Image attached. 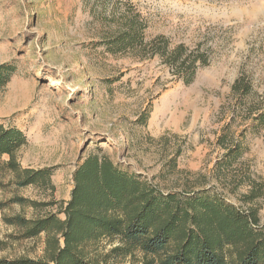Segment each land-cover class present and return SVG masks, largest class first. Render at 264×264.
<instances>
[{
    "label": "rangeland",
    "instance_id": "374dc122",
    "mask_svg": "<svg viewBox=\"0 0 264 264\" xmlns=\"http://www.w3.org/2000/svg\"><path fill=\"white\" fill-rule=\"evenodd\" d=\"M127 8L146 41L162 36L206 63L187 81L159 54L106 52L100 40ZM1 63L14 70L0 123L24 133L20 166L49 168L51 186H18L0 164V260L42 256L43 235L17 238L3 216L58 212L92 151L164 192L209 189L264 225V0H0ZM233 143L241 154L225 160ZM106 261L141 264L142 254Z\"/></svg>",
    "mask_w": 264,
    "mask_h": 264
},
{
    "label": "trees",
    "instance_id": "16d2710c",
    "mask_svg": "<svg viewBox=\"0 0 264 264\" xmlns=\"http://www.w3.org/2000/svg\"><path fill=\"white\" fill-rule=\"evenodd\" d=\"M119 22L116 32L100 40L110 54H159L177 72H185L187 81L197 60L206 63L181 44L170 50L162 36L146 41V25L132 9L127 8ZM13 70L9 63L0 64V90ZM239 84L235 80L232 88L246 93ZM26 142L19 128L0 123V157L8 156L0 164L13 173L18 186L50 187L49 168L20 166L17 152ZM239 149L237 143L228 145L225 160L236 159ZM72 180L70 197L58 212L31 218L3 216L6 224L19 230L17 238L43 235V254L1 259L0 264H108L111 256L127 257L135 251L142 254L141 264H264V225H259L253 208L240 210L209 189L161 191L100 151L87 154ZM13 200L37 205L23 197ZM103 241L113 244L106 252L101 250Z\"/></svg>",
    "mask_w": 264,
    "mask_h": 264
},
{
    "label": "bare ground",
    "instance_id": "6f19581e",
    "mask_svg": "<svg viewBox=\"0 0 264 264\" xmlns=\"http://www.w3.org/2000/svg\"><path fill=\"white\" fill-rule=\"evenodd\" d=\"M155 117H156V112L153 113V117H152V119H151V124L154 123Z\"/></svg>",
    "mask_w": 264,
    "mask_h": 264
}]
</instances>
